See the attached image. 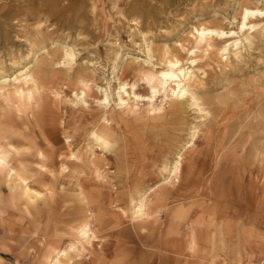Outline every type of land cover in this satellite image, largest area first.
<instances>
[{"label":"rangeland","instance_id":"obj_1","mask_svg":"<svg viewBox=\"0 0 264 264\" xmlns=\"http://www.w3.org/2000/svg\"><path fill=\"white\" fill-rule=\"evenodd\" d=\"M245 8L263 13L241 30ZM202 28L235 33L197 45ZM171 59L190 71L180 99L158 81ZM103 131L109 151L93 137ZM0 148V264H111L118 247L101 239L117 223L82 217L74 194L92 190L101 206L107 194L112 212L132 176L121 165L143 161L158 179L179 154L172 185L240 230V262L264 264V0H0Z\"/></svg>","mask_w":264,"mask_h":264},{"label":"crops","instance_id":"obj_2","mask_svg":"<svg viewBox=\"0 0 264 264\" xmlns=\"http://www.w3.org/2000/svg\"><path fill=\"white\" fill-rule=\"evenodd\" d=\"M143 164L141 161L135 167L121 165L125 174L132 176L119 180L118 195L112 198L117 207L112 212L110 207L104 208L110 200L107 194H103L102 206L98 204L100 196L92 190H83L79 186L80 190L74 194L86 204L87 210L83 211L82 217L90 209L88 220L92 215L99 222L117 223L104 233L102 237L106 236V239H101L103 242L109 239L118 247L117 252H112L111 264H256L253 259L247 263L238 260L241 247L233 246L240 230L233 223L227 231L225 221L217 211L208 215V205L196 203L200 197L191 198L172 185V180L177 181L179 174L166 182L170 172L168 176L159 173L161 176L157 179L156 171ZM142 197L145 207L138 215L135 209ZM212 217L215 219L213 227L208 224ZM230 243L235 258L224 263L222 260Z\"/></svg>","mask_w":264,"mask_h":264},{"label":"bare ground","instance_id":"obj_3","mask_svg":"<svg viewBox=\"0 0 264 264\" xmlns=\"http://www.w3.org/2000/svg\"><path fill=\"white\" fill-rule=\"evenodd\" d=\"M257 13L258 14H262L263 12L261 10H258V9L257 10H252L251 8L250 9L249 8H245L244 9V12H243V21H242V23L240 25L241 30H243L244 28L249 27V24H250L249 20H250V18H252L253 16H255ZM254 27H255L254 25H250V28H254ZM234 33H235L234 31L233 32L232 31L231 32H226V31L218 30V29H208V28L207 29L206 28L197 29L196 43H197V45H203V44H205L206 46H210L209 43L215 37L216 38H226L228 36H231ZM234 42H236V41H234ZM66 56L68 58H72L74 56V54L72 52H69V53L67 52L66 53ZM181 64L182 63H181V61L179 59H171V60H168L167 61V69L165 68L166 70L161 71L159 73V76H158V81H159L161 87L165 91L168 90V89H170L171 90V93H172V96H175L177 99L183 98L185 95H187L188 91H187V89L185 87L184 82L190 80V76H189L190 71L189 70H186L185 68H182L181 67ZM21 76H22L21 78L15 77L14 80L17 83L22 82L23 84H27V83H29L30 79H32V74L30 73V71H25V73H23ZM181 76L183 77V79H181ZM126 88H127L126 85H122V86L120 85L119 91L117 92V98H118L117 104L118 105H121V107L123 105V108H124V105L127 104V102H128V99H125V95L128 94V91H127ZM19 92L20 93H24V90L19 89ZM133 94H134L133 95V98L136 99V100H139L140 98H142V96L138 95L137 93H133ZM75 97L77 99V102H81L83 104H86V99H85L86 98V93H85V91H81L80 94H75ZM138 97H139V99H138ZM149 97H152V96H149ZM145 98H146L145 100H151L152 99V98L149 99L147 97H145ZM109 101H110L109 95H108V93H105V97L101 101L102 102L101 104L109 105ZM178 105H181L182 106V103L179 102ZM174 106H176V105H174ZM180 109H181V107H180ZM104 128H105V126H104ZM105 130H108L107 127L105 128ZM50 135H51V133H50ZM93 137H94V139L96 141V144H98L99 147L102 146L103 147L102 149L104 151H109L110 150L109 148L111 146V141L115 142V140L112 138V134L107 133V131H103L101 133L96 132V133L93 134ZM92 148L93 147L91 145L89 151ZM92 153H93V151H92ZM85 157H86V155H85ZM70 160L72 162L77 163L78 160H79V157H78L77 153H75V152L74 153H71ZM181 161H182V156L179 154L177 160L174 163V165L169 170L170 175H169L168 179L165 178L166 179V182H170L169 181V178L170 177L177 176V174H179V172H180V166H181ZM5 164H7V162L3 159L2 155H1V148H0V168H3ZM88 166H90V165H88ZM98 176H100V175H98ZM23 183H24V185H23V188H24V192L23 193H24V195L29 200L33 199V197L31 196L32 195L31 189L28 187V184H27L26 180L23 179ZM33 196L39 197V194L36 193V192H34L33 193ZM144 207H145V205H144V198L142 197L139 200L138 205L136 206V209H135L136 214H138V212H139L140 214H138V215H141L142 212H143V210H144ZM88 224L89 223L85 224V226L80 230V236L83 239H85L86 241L89 239L88 236H89V230L90 229H89V225ZM62 254H65V251H63Z\"/></svg>","mask_w":264,"mask_h":264},{"label":"snow or ice","instance_id":"obj_4","mask_svg":"<svg viewBox=\"0 0 264 264\" xmlns=\"http://www.w3.org/2000/svg\"><path fill=\"white\" fill-rule=\"evenodd\" d=\"M155 91H156L155 88H153V89H152V97H147V98H149V99H150V98H154V96H155ZM138 99H139V97H138ZM201 111H203V109H201ZM204 115H205V116H208V115H210V113L205 112ZM138 214H140V213L138 212Z\"/></svg>","mask_w":264,"mask_h":264}]
</instances>
